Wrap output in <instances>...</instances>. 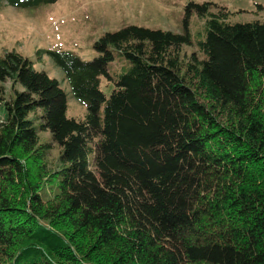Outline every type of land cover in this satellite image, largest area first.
<instances>
[{"label": "trees", "instance_id": "trees-1", "mask_svg": "<svg viewBox=\"0 0 264 264\" xmlns=\"http://www.w3.org/2000/svg\"><path fill=\"white\" fill-rule=\"evenodd\" d=\"M211 4H188L183 33L107 32L92 61L43 52L86 106L80 121L57 79L0 57V264H264V22Z\"/></svg>", "mask_w": 264, "mask_h": 264}, {"label": "rangeland", "instance_id": "rangeland-1", "mask_svg": "<svg viewBox=\"0 0 264 264\" xmlns=\"http://www.w3.org/2000/svg\"><path fill=\"white\" fill-rule=\"evenodd\" d=\"M190 3H212L213 13L218 8H225L231 13V22H264V0H60L33 10L17 9L3 3L0 9V57L16 51L30 59L35 70L57 79L68 95L67 116L80 121L87 115L86 106L73 98L62 70L43 52L68 51L84 61H92L96 56L94 43L107 32L135 25L183 33L186 8ZM204 23L193 13L189 28L196 34ZM193 54L202 59L196 46H184L181 50V57L185 60ZM113 66L119 68L120 64ZM10 85V82L5 84V100L13 95ZM112 89V85L102 82L106 95H110ZM1 97L0 93V121L6 113ZM39 137L41 143L53 144L47 159L53 169L57 168L59 147L53 143L51 133L40 131Z\"/></svg>", "mask_w": 264, "mask_h": 264}]
</instances>
